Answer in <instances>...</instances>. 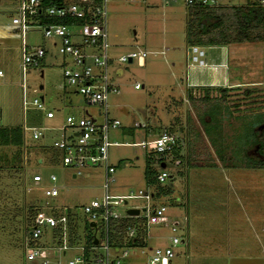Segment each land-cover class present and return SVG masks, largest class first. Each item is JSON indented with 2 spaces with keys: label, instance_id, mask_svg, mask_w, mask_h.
Returning <instances> with one entry per match:
<instances>
[{
  "label": "rangeland",
  "instance_id": "1",
  "mask_svg": "<svg viewBox=\"0 0 264 264\" xmlns=\"http://www.w3.org/2000/svg\"><path fill=\"white\" fill-rule=\"evenodd\" d=\"M247 2L250 1L219 0L221 5L226 6H240ZM6 4L8 11L0 12V25L6 24L12 28L9 18L16 0H6ZM185 19V7L180 0H117L105 4L107 73L118 89L116 94H110L107 98L108 116L119 121L118 128L108 131V138L111 142L126 143L107 147V163L113 168L107 190L113 195L127 194L128 191L134 193L138 189L152 190L143 179L144 152L129 143L151 139L160 129H168L176 137L182 157L179 158V164H174L167 152L161 154L167 177L160 185L168 187L170 192L159 194L150 203L163 204L169 218L174 215L180 220L183 217L186 219L189 253L186 255L183 243H177L174 246L176 256L173 263L218 264L221 262L216 258V251L205 245L207 250L204 248L200 254L195 248L208 241L210 244L212 241H218V244L231 241L234 222L239 227L246 222L244 216L248 205L245 203L244 190L251 191V195L256 191L251 201L255 211L261 216L260 224L264 225V167L255 166L252 167L253 171H244L242 166L246 159L245 144L251 142L248 137L252 127L260 121L259 115L250 117V114L257 111L264 113V88L244 87L240 91L226 93L220 101L223 104L221 112L210 117L211 123L207 125L211 129L210 133H204L200 119H206L204 112L210 103L196 101L201 96L200 87H187L188 81L199 74L195 70L193 72L191 65L197 64L191 61L189 45L184 40ZM9 32L12 34L4 40L5 60L0 62V69L8 80L0 81V126H21L22 121L27 126H59L63 116L74 111L61 100L59 108L53 109L54 119H46L44 110L33 106H28L22 113L19 88L13 85L19 80L17 66L20 38L16 30ZM23 42L28 46L40 45L44 48L42 64L27 69L24 75L27 99L42 95L43 104L50 108L57 102L58 96L63 95V89L60 88L62 57L56 47L51 45V40L42 36L39 28L29 27ZM229 45L232 51L238 52L237 56L241 58L237 61L239 64L244 60L242 62L251 66L252 58L258 53L264 58V39L260 42L243 41ZM219 46L216 47L218 50ZM129 51L145 52L141 65H137L135 60H118L120 55ZM201 60L204 62V59ZM66 63L69 65L68 61ZM230 64L232 66V62ZM198 66H205V62ZM234 67L235 65L232 66ZM263 76L257 81L262 87ZM135 83L138 88H133ZM38 85L42 89H37ZM244 90L250 91L245 93ZM65 91H68L65 96L77 105L79 96L72 93V87L66 86ZM187 92L192 100L186 98ZM210 94L212 100L218 97L217 93ZM85 109L92 117L96 116L95 107L88 106ZM133 121L144 123L145 127L132 128ZM43 132L45 136L36 142L29 141L25 132V150L18 146H0V264H39L37 260H25L22 247L23 231L24 228L27 229L25 218L28 208L34 203L38 206H51L61 212L69 209L73 214L71 224L80 237L75 243L77 246L84 245V235L93 232L85 223L80 208L90 199L101 197V169L87 168L80 175L71 178L68 169L55 164L47 165V156L43 151L37 150L38 143L48 144L59 135V130L51 128ZM186 150H192L196 155L194 157H198L195 160L202 163L216 162L220 157L223 163L228 162L229 165L222 164V161L219 166L187 165ZM38 157L44 161L42 164L37 163ZM36 173L41 177L40 183L31 182V176ZM244 173H252L253 181L249 189L242 190L243 187L237 188L235 180L243 181L240 174ZM48 174L55 176V184L61 188L52 197H44L42 194V189L50 184ZM235 200L239 203L238 206ZM126 201V205L132 207L143 203L138 198ZM124 208L121 205L115 206V211L122 213ZM140 214L142 216L143 212ZM148 232L155 235V238L147 239L142 247H128V256L125 258L127 264L143 263L150 247L166 243L167 240L162 237L168 234L167 228L150 225ZM262 234L258 248H263V252L259 250V255L263 259L261 264H264ZM42 239L51 243L47 228L44 229ZM76 254H80L78 249L68 250L63 257L49 253L48 264H57V261L59 264H66L67 259ZM197 257L198 261L194 259Z\"/></svg>",
  "mask_w": 264,
  "mask_h": 264
},
{
  "label": "built area",
  "instance_id": "2",
  "mask_svg": "<svg viewBox=\"0 0 264 264\" xmlns=\"http://www.w3.org/2000/svg\"><path fill=\"white\" fill-rule=\"evenodd\" d=\"M111 1L117 0H62L58 4L50 3L42 8L41 0H17L9 18L10 24L20 38L18 70L22 113L28 106H33L44 110L46 118L52 117V111L46 109L41 97L27 99L24 75L27 69L39 67L44 55L42 46H28L23 42L24 34L29 27L39 28L44 38L56 40L54 46L62 57L60 68L62 88L64 90L66 86H71L72 93L79 96L77 105L73 107L74 111L66 113L59 126H27L22 121L20 126L22 144L26 141L25 132L29 141L36 142L45 136L43 132L45 129L57 128L59 135L56 138L51 139L48 144L38 143L37 146V150H43L47 156L45 160L47 165L55 164L66 168L72 177L80 175L84 169L99 168L103 177L101 197L90 199L80 208L85 223L93 229L92 240L96 239V243L87 247L77 246L75 243L69 244L66 209L61 212L54 210L51 206L40 205L29 216L27 234H24L22 238L25 260H37L39 264H48L49 253L52 256L63 257L68 250L78 249L80 254L67 259L66 264H127L125 258L128 256V247L139 248L145 245L147 239L155 238V235L148 232L149 226L154 225L167 228L168 234L162 237L167 241L150 247L141 264H176L173 263L176 256L174 246L181 242L182 236L178 233H183L185 229V217L180 220L172 215L169 218L163 204H151L150 200L158 195H155L156 191L150 185L147 186H150L152 190L138 189L134 193L128 191L123 195L109 194L107 190V182L113 171L112 166L107 163V147L126 144L111 142L108 138V131L119 127V121L108 116L107 103L108 96L118 92L116 84L111 81L107 73L105 4ZM180 1L185 8L221 5L219 0ZM249 1L264 8V0ZM39 14L58 19L75 18L81 20V23L77 25L40 23ZM189 50L192 53L191 61L202 65L204 62L199 58L202 52L198 46L191 45ZM144 56V51H129L120 55L118 60L123 62L135 60L137 65H141ZM262 83L264 88V81ZM133 88H138V84H133ZM88 106L96 108L95 117L87 113L85 107ZM131 127H145V124L133 121ZM129 144L138 146L144 154L152 158V166L157 168L153 175L154 183L162 184L167 177V172L164 169L161 154L167 152L171 156V148L177 146L176 137L168 129L162 128L151 139ZM36 159H38V164L44 162L40 157ZM158 159H160L159 162ZM171 160L174 164L180 162L178 157L172 158L171 156ZM47 179L50 184L42 189L43 196L57 195L61 188L55 184V176L48 174ZM40 181L41 177L38 173L31 176V182L40 183ZM133 198L142 199L143 203L134 207L127 206L126 200ZM120 205L125 207L124 210L126 208L138 209V214L132 216L137 217L134 223L120 227V219L124 216H131L124 211L122 213L115 211V206ZM69 212L72 218L73 214ZM141 212H143L142 216ZM90 223L92 226L89 225ZM45 228L49 231L50 244L42 239Z\"/></svg>",
  "mask_w": 264,
  "mask_h": 264
},
{
  "label": "crops",
  "instance_id": "3",
  "mask_svg": "<svg viewBox=\"0 0 264 264\" xmlns=\"http://www.w3.org/2000/svg\"><path fill=\"white\" fill-rule=\"evenodd\" d=\"M11 2V1H10ZM7 4H6V0H0V12L3 11H8L7 10ZM15 7V6H14ZM14 10V8H13ZM9 30H13L15 31V29L12 27L5 25H0V62H4L3 58H4V51H5V46H4V40L7 39L8 35L12 34L9 32ZM51 40V45L54 46L56 43V40L54 39H50ZM218 45H213V46H198V49L202 52L201 57L204 59L205 62V66H198V65H191L193 72L194 70L196 71V73H198L199 75H194V78L190 79L187 83V87H207L210 88V93L214 92L216 94V90L215 88H225L226 93L233 91H240L242 89H244V87H249V88H256V89H262L263 87L260 85L259 81L262 75H264V58L263 55L261 53H258V55L254 58H252V65L251 66H247L245 64V62H242L244 60H241L240 64L238 61V59H241L240 57H238L237 53L234 50H231V45H220L219 46V50L218 48H216ZM227 46V47H226ZM206 47V49L208 50H204ZM210 49V50H209ZM233 49V48H232ZM191 53V52H190ZM192 54V53H191ZM43 62V59L41 60V64ZM62 62V61H61ZM232 62V66L235 65L234 68H232L231 63ZM248 62V61H247ZM263 63V65H262ZM19 64V62H18ZM40 64V65H41ZM18 67V66H17ZM29 70V69H28ZM0 81L5 82L8 81L6 80V77H4V71L2 69H0ZM19 72V70H18ZM39 76H41V70H39ZM4 78V79H3ZM251 79V80H250ZM264 79V76H263ZM263 81V80H262ZM20 75H19V80L14 82L13 85L14 87L19 88V93H20ZM4 84V83H3ZM256 85V86H255ZM39 86V85H38ZM41 86V85H40ZM60 88H62V84H60ZM37 89H42V86L40 88L37 87ZM17 91V90H14ZM65 93H68V91H65V89L63 90V95L58 96V100L57 102L50 108H47V110H51L52 111V117L51 118H46V119H54L55 118V114L53 109H58L60 106V100L61 102L63 101V103H66L67 106H69L70 108H73L76 104L71 103V99L68 96H65ZM71 93V92H70ZM26 94H27V89H26ZM210 96H212L211 94H209ZM216 95H214L215 97ZM39 97H41L42 99V95H39ZM79 101V98L77 99V103ZM215 102V101H214ZM213 100H211L209 103V105L207 106V108H209L213 103ZM63 103H61L63 106H65ZM220 109L216 112L213 113L212 116H215L217 114H219V112H221V109L223 107V104L220 102ZM206 108L205 111H208V109ZM254 115V117H256L257 115H259L260 118V112H252V114H250V117ZM262 116H264V113L261 114ZM205 121L208 122L210 119V117L208 115L205 116ZM62 123V122H61ZM5 126H13V125H5ZM263 127L261 121H259L258 124L253 125L252 127V132H255L256 134H258L261 130V128ZM25 136V134H24ZM48 137H51L52 135H47ZM22 138V137H21ZM26 142L24 144H22V140H21V144L18 146L20 148H22L23 146H26ZM2 147H17V146H12V145H0ZM246 146V159L243 160L242 162V166L244 168V171H253L252 166H250L249 164H247V162H258V161H262L264 164V150H263V156L258 155L257 150H256V145H252L248 144L245 145ZM24 148V147H23ZM186 163L187 165H195L197 167H202V166H219L221 165V161L222 158H217L216 162H207V163H202L199 160H195L198 157H194L196 156L194 154V152H192V150H186ZM37 163H38V159ZM222 164H227L229 165L228 162H224L222 161ZM232 165V164H231ZM246 167H249L246 168ZM255 167V166H253ZM242 176V180L238 179L235 180V183L237 184V188H241L243 187L242 190L244 189H249L251 187L252 184V173H248V174H240ZM240 176V177H241ZM71 178H73L72 176H70ZM253 187V186H252ZM256 188V187H255ZM256 191L253 192V198L255 197ZM252 195H251V191H247L244 190V198H245V203L246 205H248V210H246V215L244 216V220H246V222H244L245 224H241L239 227L237 225V222H234V227L233 230L231 231L232 234V239L230 242H232V244L228 241L225 244H218V241L216 243V241H212V243L210 244V241H208V243L204 244L202 243L201 246H196V250L198 249L201 251L205 248V245L208 246V249L210 250H214L217 252V260H220L221 263L218 262V264H261V262L263 263V259H261V256L259 255V250L260 252H263V248H258L260 245V237L261 234L263 233V226L260 224V215L257 214V212L255 211V206L252 203L251 199H252ZM235 202H237L235 200ZM236 204V203H235ZM239 205V203L237 202V206ZM264 224V223H263ZM187 223L184 229V232L182 234V239L180 243L184 244V251L186 252V255L189 253L188 252V247H190V243H188L189 238L187 235ZM186 231V232H185ZM259 232H261L259 234ZM264 235V233L262 234V236ZM185 237V240H184ZM201 239V236L199 237V241ZM195 240H192V244H194ZM203 242V241H202ZM235 242V243H234ZM204 244V247H203ZM192 246V245H191ZM209 246L211 248H209ZM195 250V251H196ZM204 250H207L206 248ZM195 254V252H194ZM194 257V256H193ZM198 258H194L198 261ZM214 259H216L215 257H213ZM260 259V261H259Z\"/></svg>",
  "mask_w": 264,
  "mask_h": 264
},
{
  "label": "trees",
  "instance_id": "4",
  "mask_svg": "<svg viewBox=\"0 0 264 264\" xmlns=\"http://www.w3.org/2000/svg\"><path fill=\"white\" fill-rule=\"evenodd\" d=\"M17 1V0H16ZM62 0H41V7L54 3L58 4ZM185 24H184V40L187 45L196 46H213V45H227L231 43L240 42H260L264 39L263 27H264V8L255 3L247 2L240 6H226L218 5L215 7H187L185 8ZM40 23H61L66 25H77L81 23V20L75 18H55L52 16H46L39 14ZM201 96L196 99L198 102L207 103L212 99L210 94V88L200 87ZM215 92L218 97L213 100V104L207 108L204 115L211 117L213 113H216L221 105V99H224L226 95L225 88H215ZM250 90H244L245 93ZM186 98L192 100L189 92L186 93ZM211 119V118H210ZM260 121L263 125L260 132L256 134L251 131L249 139L251 142L245 144L256 145L258 155L263 156L264 150V116L260 114ZM202 131L206 134L210 133V127L207 126L211 123L204 118L200 119ZM21 144V127L19 125L13 126H0V145H12L19 146ZM43 151V150H40ZM172 158H181L179 146L172 147L170 150ZM187 157V155H186ZM158 162L160 159L157 160ZM250 166H263L261 161L258 162H247ZM157 171L156 167L152 166V158L149 155L144 154V167H143V179L146 185H150L155 189V195L167 194L170 189L166 186L157 185L154 183L153 175ZM38 207L35 203L32 204L31 208H28V215L25 218V223L29 216L32 214L34 209ZM66 216L68 218V235L67 241L69 244L77 243L80 237L77 230L71 224V216L69 209H66ZM137 217L124 216L120 219V227L124 224H132L135 222ZM24 234H27V230L24 228ZM54 232L57 231L54 229ZM85 241L84 246L92 244V235L88 233L84 235Z\"/></svg>",
  "mask_w": 264,
  "mask_h": 264
},
{
  "label": "water",
  "instance_id": "5",
  "mask_svg": "<svg viewBox=\"0 0 264 264\" xmlns=\"http://www.w3.org/2000/svg\"><path fill=\"white\" fill-rule=\"evenodd\" d=\"M129 62V60H127ZM41 86L39 85L38 88H40ZM125 202L123 201V204ZM124 212L127 214V215H131V216H134V215H137L138 214V209L136 208H126L124 210ZM90 226H92V223L89 224ZM92 243L95 244L96 243V239H93L92 240Z\"/></svg>",
  "mask_w": 264,
  "mask_h": 264
}]
</instances>
